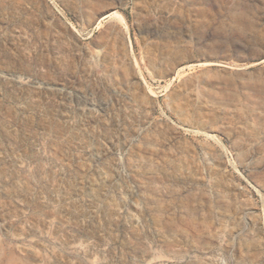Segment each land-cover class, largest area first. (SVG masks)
<instances>
[{
	"label": "rangeland",
	"instance_id": "1",
	"mask_svg": "<svg viewBox=\"0 0 264 264\" xmlns=\"http://www.w3.org/2000/svg\"><path fill=\"white\" fill-rule=\"evenodd\" d=\"M0 264H264V0H0Z\"/></svg>",
	"mask_w": 264,
	"mask_h": 264
}]
</instances>
